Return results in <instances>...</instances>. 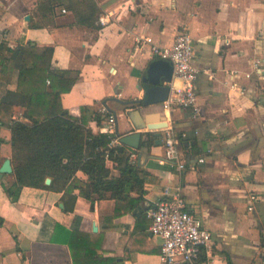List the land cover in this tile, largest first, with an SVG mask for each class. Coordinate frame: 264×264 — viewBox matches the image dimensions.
Returning a JSON list of instances; mask_svg holds the SVG:
<instances>
[{
    "label": "crops",
    "instance_id": "crops-1",
    "mask_svg": "<svg viewBox=\"0 0 264 264\" xmlns=\"http://www.w3.org/2000/svg\"><path fill=\"white\" fill-rule=\"evenodd\" d=\"M73 1L0 0V43L38 52L52 47L53 69L76 78L72 90L63 94V105L75 117L85 110L95 133L107 124V117L98 124L96 115L108 112L116 116L120 134L143 131L141 147H129L137 150L136 161L147 171L146 194L140 209L116 217L114 199L98 200L93 208L79 189L24 186L12 199L5 187L16 189V177L14 171L4 174L0 264H74L58 225L102 233L104 257L118 264H163L162 239L150 231L148 211L166 197L167 188L179 191L212 232L210 261L264 264V0H95L100 28L78 23L69 8ZM102 15H109L107 25H101ZM183 30L193 37V62L200 70L201 113L196 117L188 109L167 111L165 101L148 107L133 102L144 95L140 76L159 58L152 47L171 46ZM143 37L153 42H138ZM16 89L15 75L10 83L0 82V98ZM135 110L142 113L138 124L164 116L177 135H185L179 146L185 168L159 161L163 129H135L130 117ZM23 111L15 106L14 118L27 121ZM157 131L162 135L156 136ZM9 139L10 129L0 125V168L6 159L12 161ZM189 143L195 145L193 155L185 152ZM201 155L203 163L198 162ZM106 165L118 174L113 162ZM77 175L87 178L82 171ZM251 194L258 196L253 209Z\"/></svg>",
    "mask_w": 264,
    "mask_h": 264
},
{
    "label": "trees",
    "instance_id": "trees-1",
    "mask_svg": "<svg viewBox=\"0 0 264 264\" xmlns=\"http://www.w3.org/2000/svg\"><path fill=\"white\" fill-rule=\"evenodd\" d=\"M71 3L69 8L78 23L100 28L96 21L101 11L95 0ZM53 55L52 47L38 52L23 44L12 48L7 41L0 43V82L10 83L17 77V89L0 98V125L10 129L9 155L16 177V189L6 186V192L13 199L24 186L57 192L79 189L93 208L96 201L111 198L116 201V217L131 213L146 194L147 171L131 159L128 145L109 148L116 134L95 133L85 110L81 117H75L64 107L63 94L72 90L76 78L68 76L66 70L53 69ZM15 106L24 108L22 116L27 121L14 118ZM109 114H97L96 122L101 124ZM146 145L145 140L142 146ZM107 150L118 174L106 165ZM79 171L87 178L78 177ZM47 178L52 179L50 184H46ZM57 230L65 231L64 242L74 264H118L115 258L104 257L102 233L61 225Z\"/></svg>",
    "mask_w": 264,
    "mask_h": 264
},
{
    "label": "built area",
    "instance_id": "built-area-1",
    "mask_svg": "<svg viewBox=\"0 0 264 264\" xmlns=\"http://www.w3.org/2000/svg\"><path fill=\"white\" fill-rule=\"evenodd\" d=\"M62 12L66 13L67 9L63 8ZM100 23L107 25L109 15H102ZM142 41L153 42L150 37L138 39V42ZM226 44H229L228 40H226ZM152 48L159 58L171 62L174 67L171 95L164 102L165 109L172 111L175 108H183L190 110L194 117L200 115L201 106L197 92L200 70L193 62L195 44L190 32L185 30L178 32L173 44L169 47L154 46ZM247 76L250 77V73ZM175 81H179L180 84H175ZM234 86L235 83L232 84V87ZM116 121V116L110 114L106 119L107 124L102 127L103 132L116 134V137L110 141L109 148L122 144V135H117ZM168 124L163 128L164 153L159 161L183 169L186 165L179 146L183 143L181 139H185V135L183 137L177 135L173 126L169 122ZM194 147V143L186 144V147L184 145L185 152L188 155H193ZM136 158L137 150H132L131 159L136 161ZM106 160L113 162L116 167V162L110 159L109 150L106 151ZM205 161V156L198 157L199 163ZM164 193L166 197L148 211L151 221L149 229L153 235L162 239L161 259L163 264H215L208 257L211 255V247L214 244L212 232L205 227L200 218L188 209L186 200L179 191L173 192L167 188ZM250 197L249 209H253V203L258 199V196L251 194Z\"/></svg>",
    "mask_w": 264,
    "mask_h": 264
},
{
    "label": "water",
    "instance_id": "water-1",
    "mask_svg": "<svg viewBox=\"0 0 264 264\" xmlns=\"http://www.w3.org/2000/svg\"><path fill=\"white\" fill-rule=\"evenodd\" d=\"M29 19V16L27 17ZM173 64L167 60L157 58L151 61L145 71L140 76L141 90L144 95L142 98H136L133 100L134 103L141 105L142 107H148L152 105H159L169 98L171 91V82L173 80ZM139 114L142 115L140 110L131 112L130 117L135 123V129L142 130L148 128V130H161L167 127L169 124L163 116L159 122H145V125L138 124ZM145 118V117H144ZM122 135V134H121ZM156 136H161L162 133L155 132ZM143 137V131L131 132L123 134L121 142L130 147L139 149L141 147ZM162 143V139L158 141V144ZM158 158V157H157ZM14 171L11 159H6L0 168V177L4 174L12 173ZM51 178H47L46 184H50ZM138 207L137 209H140ZM94 230L97 231V226H94Z\"/></svg>",
    "mask_w": 264,
    "mask_h": 264
}]
</instances>
